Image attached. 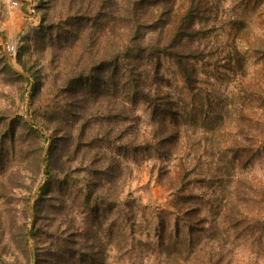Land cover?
<instances>
[{
  "label": "rangeland",
  "instance_id": "rangeland-1",
  "mask_svg": "<svg viewBox=\"0 0 264 264\" xmlns=\"http://www.w3.org/2000/svg\"><path fill=\"white\" fill-rule=\"evenodd\" d=\"M142 1L0 0V264H208L223 249L249 255L227 216L241 173L228 149L241 88L260 64L252 47L263 16L245 15L242 0ZM135 4L159 20L122 37ZM159 25L160 73L146 82L154 87L146 97L133 86L129 58L138 62L133 49H146ZM169 46L202 52L192 61L194 88ZM116 51L131 63L111 81ZM240 55L252 65L239 68ZM88 60L98 72L83 69ZM153 99L164 103L161 115ZM4 129L15 136H1ZM197 220L205 229L191 236Z\"/></svg>",
  "mask_w": 264,
  "mask_h": 264
},
{
  "label": "trees",
  "instance_id": "trees-1",
  "mask_svg": "<svg viewBox=\"0 0 264 264\" xmlns=\"http://www.w3.org/2000/svg\"><path fill=\"white\" fill-rule=\"evenodd\" d=\"M88 1L90 3L93 2V0ZM142 2L149 3V0H143ZM141 4L142 3H140V5ZM240 7L245 15L250 11H258V13H260L259 16H263L262 22L264 24V0H242ZM164 8V10L169 13V7L165 5V3ZM127 9L128 6L126 5V11ZM131 13V21L123 19L128 21V24L125 26L127 34H125V29H123V32H120L122 37H126L135 29L140 31L145 23L151 24L152 20H159L154 13L151 17H148L146 13L137 6V4L131 8ZM189 20L190 19L187 18L185 22H188ZM240 22L241 21L239 20L238 23L240 24ZM74 25L75 24H72L71 26ZM148 27L149 26H146L145 29ZM262 28V32L256 35L255 43L252 47L257 54V59L260 64L252 65L249 59L241 60V55L239 56V68L252 65L253 67L251 70L254 68L256 72L251 74V76L245 81L246 84L244 87L241 88V93L238 98L239 101L237 102V108L235 110L236 118L234 120L237 131L234 140L228 149L234 163L240 168L241 173L238 176L240 190L238 191L237 196L239 199L238 201L234 200L233 205L230 208V213L227 214V216H229L233 228L237 231L236 236L242 238L243 245L251 251L247 257L235 259L233 257L232 249H223L216 257H209L208 264H264V27L262 26ZM72 30L73 31H70V34L71 36L76 37L75 39L77 40L79 34L82 33V30L80 31V25ZM192 30L195 31L193 28ZM158 31L159 32L157 33L153 32L155 35L149 37L146 49H142V51L140 49H133L134 53L138 51L142 52L136 57L138 62H136L135 57L129 58V60H133V72L130 74L133 79V86L136 87L140 93L145 94L146 97H149V95L153 96L151 92L154 90L153 84L150 86L147 85L146 87V82L150 81L151 83H155L153 78L160 73L161 63L159 52L157 50L159 49L162 51L164 49L158 48L160 43L157 44L158 41L156 40V35H162L164 33L163 26L159 25ZM179 33L180 31H175L174 29V34L172 33V36L177 37ZM147 35L148 33L146 36ZM146 36L142 38V42L144 43H146ZM168 45H173V38L169 39ZM174 46L175 45H173V47ZM165 48L166 50L169 49L166 54L176 58L186 86L189 89L194 88L196 85L197 69L192 64V61L199 60L201 58L200 56H202V52L198 50L181 53L177 49H171V46ZM111 56L113 70H109L115 71V75H111L108 78L112 81L116 80L118 66L121 64L129 65L131 62L127 60L128 57L126 58L123 54H120L119 51L112 53ZM145 59L149 60V63H147L146 66L141 62ZM88 62L90 63L83 67V69L88 72V70L94 68L92 73L98 72L96 67L89 66L91 63L94 64L93 61L88 60ZM244 63L246 65H244ZM79 80L80 79H76L75 81ZM133 94L136 95V92ZM150 103L156 111L155 115H161V112L165 110L164 103H160L158 99H153ZM166 111L169 112L170 109H167ZM1 132V136L3 137L7 134L11 137L15 136L14 130L4 129ZM181 182V184H184V181ZM178 196L184 198V195H181L179 192ZM204 229L203 220L194 221L190 227V235L192 236L195 232H200Z\"/></svg>",
  "mask_w": 264,
  "mask_h": 264
}]
</instances>
